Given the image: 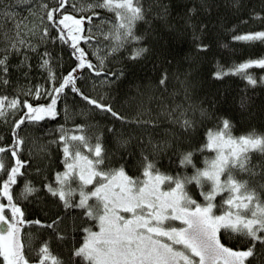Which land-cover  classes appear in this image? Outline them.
Segmentation results:
<instances>
[{
	"label": "snow or ice",
	"instance_id": "snow-or-ice-1",
	"mask_svg": "<svg viewBox=\"0 0 264 264\" xmlns=\"http://www.w3.org/2000/svg\"><path fill=\"white\" fill-rule=\"evenodd\" d=\"M229 76L238 112L204 86ZM256 88L264 0H0V264H264Z\"/></svg>",
	"mask_w": 264,
	"mask_h": 264
},
{
	"label": "trees",
	"instance_id": "trees-1",
	"mask_svg": "<svg viewBox=\"0 0 264 264\" xmlns=\"http://www.w3.org/2000/svg\"><path fill=\"white\" fill-rule=\"evenodd\" d=\"M245 3L248 8L255 7L257 10H259L261 0H245ZM236 22V19L233 18V16L230 14L222 15L219 20L216 17H213V23L215 24L213 31L215 32L216 40L220 44L229 41V29L231 28V25ZM258 23L259 21H252V23L250 24H241L240 29L248 30L253 28ZM234 47H238L241 51H248L257 54L260 51L259 46H257L256 48H247L243 42H238L234 45ZM176 51L178 56L184 62L191 58V49L187 45H184L181 48H177ZM213 51L216 53V55L222 56L225 60L229 59L230 57V53L228 52V50L214 47ZM70 62L71 61L69 59L68 53L67 51H65L66 66L67 63ZM111 67L114 69L117 67V64L114 62L112 63ZM210 71H215V62L211 59V55L208 59L203 60L200 64V73L202 77H207ZM133 74L138 77H150L153 80L156 78L155 73L152 71V68L149 64H143L142 67L135 69ZM204 86L206 90L210 92L218 91L220 94L224 95L226 100L224 107L230 108L233 111H239V97L242 94V90L244 88V81L240 76H229L222 82L205 79ZM249 91L251 92V89H249ZM254 100V117L250 118L245 115V117L239 121L238 126L233 129L234 134L239 135L242 132L250 130V128L252 127H255L259 130L261 124L264 123V118H262L260 114V106L264 104V91H262L260 88H256ZM117 108L118 110H121L127 114H132V112L134 111V105L130 104L126 100L124 95H121L117 98ZM55 122L58 123L61 121L57 120ZM0 135H2V133H0ZM54 155L55 153L53 152V156Z\"/></svg>",
	"mask_w": 264,
	"mask_h": 264
}]
</instances>
